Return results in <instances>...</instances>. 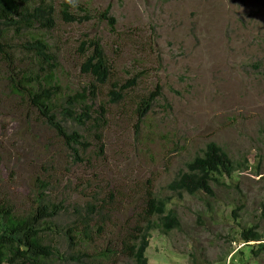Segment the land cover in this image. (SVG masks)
<instances>
[{
    "label": "rangeland",
    "instance_id": "rangeland-1",
    "mask_svg": "<svg viewBox=\"0 0 264 264\" xmlns=\"http://www.w3.org/2000/svg\"><path fill=\"white\" fill-rule=\"evenodd\" d=\"M53 4L56 27L36 32L50 63L13 30L0 39V201L23 215L41 189L62 211L54 246L76 256L82 239L70 247L59 234L86 229L87 264H133L125 249L147 226L154 196L180 228L151 234L149 264H264V0ZM93 42L108 60L105 83L84 73ZM16 83L22 92L29 84L24 95ZM44 91L57 93L48 105L66 137L33 104L30 93ZM152 100L142 119L139 107ZM210 144L236 165L232 178L213 196L171 193ZM249 230L258 243L244 244Z\"/></svg>",
    "mask_w": 264,
    "mask_h": 264
},
{
    "label": "trees",
    "instance_id": "trees-1",
    "mask_svg": "<svg viewBox=\"0 0 264 264\" xmlns=\"http://www.w3.org/2000/svg\"><path fill=\"white\" fill-rule=\"evenodd\" d=\"M64 15L70 21H77L67 10L64 11ZM55 27L53 0H0V39L6 37L7 31L13 30L14 36L25 40V47L35 51L43 62L50 63L52 58L49 55V46L43 38L36 37V32ZM92 49L94 52L84 67V73L93 74L101 83H105L109 75L107 57L100 43L93 42ZM27 78L29 76L26 74L25 79ZM28 85H24L25 90L22 92V85L16 83L14 91L24 95ZM127 89L129 88L127 87L125 91ZM47 94V91L31 92L30 96L34 106L44 117L49 118L50 127L62 137H66L67 130L61 123L60 125L57 123L55 117L52 116V107L48 105V102H53L57 93L51 95L50 92L48 96ZM121 98L119 94L113 95L114 101H119ZM152 102L153 100L143 102V105L139 107L142 119L148 115ZM70 105L74 106L73 102ZM67 116L73 118L72 112L69 111ZM78 136L80 135L76 134L75 142L79 141ZM235 168L236 165L220 147L210 144L201 156H197L186 166L185 171L180 172L168 189L179 198L183 195L192 197L199 193L213 196V188L221 186L220 179H231ZM168 204L167 201L157 199L155 196L147 201L144 219L147 221V226L143 230L136 229L137 235L134 241L125 249V254H129L133 264H149L146 253L149 249L151 234L155 230L159 229L164 234H169L180 228L177 216L172 211L165 213ZM61 212L57 206L45 198L41 189L37 195L36 206L23 215H19L9 202L0 201V264H57L58 261L61 264H87L86 261L89 260L84 251L89 249L91 238L87 235L86 229H69L64 235L59 234L70 247L74 245V239H82L77 246L76 256L62 255L63 250L54 246L53 239L58 234L56 220ZM153 220L158 223L155 224ZM80 226L91 228L92 220L82 218ZM243 236H245V245L260 241V236L255 235L253 230L244 232ZM261 246L264 251V245ZM260 253L261 251L254 252L256 256ZM105 255L108 256V254ZM105 255L95 257L94 261H103L106 258Z\"/></svg>",
    "mask_w": 264,
    "mask_h": 264
}]
</instances>
